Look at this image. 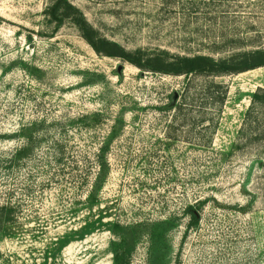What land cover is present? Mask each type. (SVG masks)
I'll return each instance as SVG.
<instances>
[{
	"label": "rangeland",
	"instance_id": "rangeland-1",
	"mask_svg": "<svg viewBox=\"0 0 264 264\" xmlns=\"http://www.w3.org/2000/svg\"><path fill=\"white\" fill-rule=\"evenodd\" d=\"M54 1L0 0V204L17 206L0 264H115L114 222L132 226L129 264H264V103L251 106L264 69L144 70L97 53L72 20L56 27ZM69 1L129 52L264 46V0ZM212 78L229 87L221 108Z\"/></svg>",
	"mask_w": 264,
	"mask_h": 264
},
{
	"label": "trees",
	"instance_id": "trees-1",
	"mask_svg": "<svg viewBox=\"0 0 264 264\" xmlns=\"http://www.w3.org/2000/svg\"><path fill=\"white\" fill-rule=\"evenodd\" d=\"M48 14L58 28L64 24L65 20H72L80 28L83 37L97 53L123 57L144 70L170 75H206L217 77L239 74L264 66V46H254L220 58L209 54L178 55L174 57H167L162 53L144 55L141 51L129 52L117 42L99 36L82 11L69 0H55L48 8ZM208 84L207 90L205 91L207 98L211 100V104L221 108L228 97V85L223 82H216L213 78ZM173 97L174 95H172L171 102L168 106L177 108L179 102H177V99L174 100ZM251 98V106L257 102L264 103V87H258L251 94ZM106 146H108V143L101 147L102 154L98 155L99 171L88 194V200L90 201H93L95 192L101 187L108 172L106 161L103 159ZM32 149V143L16 149L13 159L27 157L29 151ZM16 209V204H12V202L0 204V232L7 233L13 226ZM198 219L197 214L193 212L191 223H197ZM128 228H132V226H123L120 222H114L112 224L111 229L120 240L113 244L115 264H129L130 262L131 251L126 246V231Z\"/></svg>",
	"mask_w": 264,
	"mask_h": 264
},
{
	"label": "water",
	"instance_id": "water-1",
	"mask_svg": "<svg viewBox=\"0 0 264 264\" xmlns=\"http://www.w3.org/2000/svg\"><path fill=\"white\" fill-rule=\"evenodd\" d=\"M122 69V66H119L118 71L120 72ZM177 98V93L174 95L173 99L175 100Z\"/></svg>",
	"mask_w": 264,
	"mask_h": 264
},
{
	"label": "crops",
	"instance_id": "crops-1",
	"mask_svg": "<svg viewBox=\"0 0 264 264\" xmlns=\"http://www.w3.org/2000/svg\"><path fill=\"white\" fill-rule=\"evenodd\" d=\"M258 69H264V66H263V67H259V68H255V69H253V70H249V71H256V70H258ZM249 71H247V72H249ZM242 73H246V72H242Z\"/></svg>",
	"mask_w": 264,
	"mask_h": 264
}]
</instances>
